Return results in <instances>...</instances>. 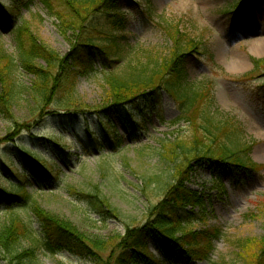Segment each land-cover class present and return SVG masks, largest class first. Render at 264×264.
Listing matches in <instances>:
<instances>
[{
    "label": "rangeland",
    "instance_id": "obj_1",
    "mask_svg": "<svg viewBox=\"0 0 264 264\" xmlns=\"http://www.w3.org/2000/svg\"><path fill=\"white\" fill-rule=\"evenodd\" d=\"M239 2L118 0L123 29L112 32L117 42H122L119 55L106 58L92 48L86 54L93 55L89 58L92 71L75 70L71 74L76 99L92 110H102L101 118L113 125V133L105 135L95 116H78L72 122L49 117L30 131H23L13 143L1 145L0 166L4 165V171L16 170L21 180L24 176L27 192L41 208L68 221L80 234L108 239L123 235L126 225H142L159 201L161 187L172 179V166L160 156L162 146L177 137H188L191 129L182 108L163 91L156 101L149 98L120 110L108 108L103 71L122 75L130 67H138L139 62L146 63L148 56H168L173 44L167 33L173 27L202 44L184 58L187 85L206 91L215 121L233 119L239 124L238 140L250 144L247 158L256 166L236 182L223 163L191 164L186 188L197 193L199 202L185 209L195 220L188 230L191 234L207 230L214 234L217 230L219 236L211 241L206 253L200 250L199 260L189 259L185 264L254 263L264 241V65L254 64L264 61V0H248L236 12L234 5ZM0 6V48L6 54L17 56L14 33L26 24L37 44L52 49L60 58L69 56L71 32L63 35L59 22L39 0H31L26 7H21L19 0H0ZM96 40L98 44L104 41L102 37ZM36 64L45 66L41 60ZM2 78L0 75V94ZM13 78L22 91L10 111L0 113V139L11 136L17 126L31 124L37 115L29 96L34 76L18 64ZM54 108L51 105L47 109ZM53 140L59 142L58 148L52 146ZM20 147L44 162L52 173L41 179L25 175ZM150 179L152 184L145 188ZM11 180L17 184L10 172L5 175L0 170L1 188L7 190ZM99 191L105 194L115 215L106 207L99 212L92 205L98 203L97 198L86 196L100 197ZM10 214L40 231L28 211L13 203L11 212H7V202L0 198V226ZM239 241L247 242L244 249L238 248ZM148 248L154 259L168 264L152 241ZM35 259L34 264H93L74 250L56 254L38 251ZM0 264L6 262L0 258Z\"/></svg>",
    "mask_w": 264,
    "mask_h": 264
},
{
    "label": "trees",
    "instance_id": "obj_2",
    "mask_svg": "<svg viewBox=\"0 0 264 264\" xmlns=\"http://www.w3.org/2000/svg\"><path fill=\"white\" fill-rule=\"evenodd\" d=\"M30 1L19 0L21 7H26ZM117 1L39 0L46 12L59 22L63 35L71 32L73 36L71 52L66 58H60L52 49L37 44L26 24L16 28L17 56H10L0 48V75L3 77L0 113H8L22 91L19 86L16 87L13 78L16 66L20 64L34 76L29 96L37 115L31 124L17 126L11 136L0 139V146L13 143L23 131H30L49 117L72 122L78 116H95L105 135L113 133V125L101 118L102 110H92L76 99L71 74L75 70L82 73L92 71L89 58L93 55H86L87 50L92 48L106 58L119 55L122 42H117L118 38L112 31L122 30L124 22L118 13ZM15 10L12 8L11 13ZM0 11L3 8L0 7ZM167 35L173 44L168 56H148L146 63L139 62L138 67H130L122 75L110 70L103 71V87L107 95L105 106L108 108L120 110L141 100L148 101L149 98L156 101L158 94L164 91L182 108L184 120L191 129L188 137H177L171 144L162 146L160 156L172 166V179L161 187V197L149 210L146 221L140 226L126 225L123 235L108 239L80 234L68 221L41 208L38 201L27 192L24 176L21 180L16 170L8 168L6 172L4 165H1V172L5 175L10 172L17 181V184H13L11 180L7 190L0 187V198L7 202V212H11L13 203L20 205L36 219L40 230L37 232L31 224L16 214H10L0 226V258L6 264H34L38 251L56 254L64 250H74L93 264H163L165 260L162 262L150 255L149 241L155 244L168 264H185L189 259L192 262L199 260L197 256L200 250L206 253L211 241L218 238L217 230H214V234H209V230L191 234L188 230L195 220L185 209L199 202L197 193L186 188L190 181L191 164L202 161L223 163L236 182L256 166L247 158L250 144H242L238 140L241 131L239 124L233 119L215 121L208 109L206 91L191 88L186 83L184 58L189 53H195L201 42L188 39L187 35L173 27ZM98 37L104 39L100 44L96 40ZM39 60L44 63V67L36 64ZM254 64L264 65V61H254ZM51 105L55 107L53 111L47 109ZM93 141L98 142L96 138ZM51 144L54 148L59 146V142L54 140ZM19 154L25 175L41 179V176L52 173L51 168L27 149L20 147ZM154 181L159 183L160 180ZM151 182L152 179L146 182L145 188ZM99 195L86 196L97 198L98 203L93 202L92 205L99 212L106 207L108 212L115 215L105 194L99 191ZM177 235L180 238L176 239ZM246 243L239 241L238 248L244 249ZM25 244L28 247H24ZM259 252L258 259L249 264H264V241L259 246Z\"/></svg>",
    "mask_w": 264,
    "mask_h": 264
},
{
    "label": "bare ground",
    "instance_id": "obj_3",
    "mask_svg": "<svg viewBox=\"0 0 264 264\" xmlns=\"http://www.w3.org/2000/svg\"><path fill=\"white\" fill-rule=\"evenodd\" d=\"M263 155H260V157H262Z\"/></svg>",
    "mask_w": 264,
    "mask_h": 264
}]
</instances>
